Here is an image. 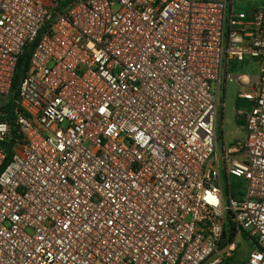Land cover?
Masks as SVG:
<instances>
[{"label": "built area", "instance_id": "2783aa9c", "mask_svg": "<svg viewBox=\"0 0 264 264\" xmlns=\"http://www.w3.org/2000/svg\"><path fill=\"white\" fill-rule=\"evenodd\" d=\"M0 264H264V0H0Z\"/></svg>", "mask_w": 264, "mask_h": 264}, {"label": "rangeland", "instance_id": "374dc122", "mask_svg": "<svg viewBox=\"0 0 264 264\" xmlns=\"http://www.w3.org/2000/svg\"><path fill=\"white\" fill-rule=\"evenodd\" d=\"M236 1L238 3L239 9H242L248 0ZM232 70V74H235L236 72L239 73V70ZM240 91L241 86H239L237 83H228L224 86L222 85V97H224L223 99L225 108L223 113V130L222 135L220 134L219 140L223 138V140L229 143H234L236 140H239L245 136L243 120L237 116V110H239L243 105V102L238 99V93ZM245 186V182L233 179V188L235 190H242L245 188Z\"/></svg>", "mask_w": 264, "mask_h": 264}, {"label": "trees", "instance_id": "16d2710c", "mask_svg": "<svg viewBox=\"0 0 264 264\" xmlns=\"http://www.w3.org/2000/svg\"><path fill=\"white\" fill-rule=\"evenodd\" d=\"M29 57H30V53L27 51L25 56L23 58H21V60H20V64H19V67H18V72H17L16 78H15V81H14V85H13L14 94H16L19 81H20L21 77L23 76L25 70L28 67ZM240 101L243 102V105L241 106V108L248 106V102L247 101H245V100H240Z\"/></svg>", "mask_w": 264, "mask_h": 264}, {"label": "crops", "instance_id": "0c3cea01", "mask_svg": "<svg viewBox=\"0 0 264 264\" xmlns=\"http://www.w3.org/2000/svg\"><path fill=\"white\" fill-rule=\"evenodd\" d=\"M243 108V107H242ZM244 123V122H243Z\"/></svg>", "mask_w": 264, "mask_h": 264}]
</instances>
